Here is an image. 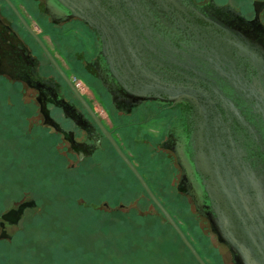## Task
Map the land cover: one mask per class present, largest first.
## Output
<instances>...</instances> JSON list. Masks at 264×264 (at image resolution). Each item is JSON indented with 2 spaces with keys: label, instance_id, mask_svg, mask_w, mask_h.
Returning a JSON list of instances; mask_svg holds the SVG:
<instances>
[{
  "label": "flooded vegetation",
  "instance_id": "obj_1",
  "mask_svg": "<svg viewBox=\"0 0 264 264\" xmlns=\"http://www.w3.org/2000/svg\"><path fill=\"white\" fill-rule=\"evenodd\" d=\"M73 64L91 95L73 79ZM0 75L34 90L38 122L77 158L110 166L113 151L128 167L110 134L149 185L132 151L145 143L166 151L175 186L220 242L197 151L211 153L213 164L264 176V0L246 7L224 0H0ZM156 111L166 115L163 126ZM144 123L149 135L141 141ZM24 200L21 214L35 206Z\"/></svg>",
  "mask_w": 264,
  "mask_h": 264
},
{
  "label": "rangeland",
  "instance_id": "obj_2",
  "mask_svg": "<svg viewBox=\"0 0 264 264\" xmlns=\"http://www.w3.org/2000/svg\"><path fill=\"white\" fill-rule=\"evenodd\" d=\"M224 1L246 7L251 0ZM77 67L70 73L90 94ZM33 96L21 81L0 75V264H198L121 158L108 151L109 166L67 151L66 142L38 122ZM164 116L156 111L158 126ZM148 125L140 126V140ZM139 150L133 160L206 263L233 264L227 245L175 186L173 157L148 143ZM24 199L35 206L3 224L2 213Z\"/></svg>",
  "mask_w": 264,
  "mask_h": 264
},
{
  "label": "water",
  "instance_id": "obj_3",
  "mask_svg": "<svg viewBox=\"0 0 264 264\" xmlns=\"http://www.w3.org/2000/svg\"><path fill=\"white\" fill-rule=\"evenodd\" d=\"M16 12L22 18L17 10ZM24 22L43 46L55 67L62 76L69 80L67 74L45 46L39 35L25 20ZM74 90L80 99L84 101L83 96L75 87ZM164 91L167 92V89L164 88ZM84 103L86 102L84 101ZM105 132L107 133L106 130ZM108 136L146 193L178 233L199 264H207L174 217L150 188L134 163L120 149L110 134ZM195 163L197 170L201 171L204 176L202 183L207 192L209 198L208 206L211 208L213 215L211 223L218 238L229 246L237 264H264V176L256 175L254 171H249V169L237 172L230 165L224 163L213 164L212 154L206 151H197ZM25 205L26 202L20 203L17 208H12L3 213L2 218L9 219L15 217L22 211ZM11 211H14V214L8 216L7 214Z\"/></svg>",
  "mask_w": 264,
  "mask_h": 264
},
{
  "label": "trees",
  "instance_id": "obj_4",
  "mask_svg": "<svg viewBox=\"0 0 264 264\" xmlns=\"http://www.w3.org/2000/svg\"><path fill=\"white\" fill-rule=\"evenodd\" d=\"M141 184V183H140ZM143 187V186H142ZM144 189V188H143ZM151 199V198H150ZM152 200V199H151ZM159 209V208H158ZM162 213V212H161ZM166 221H167V219H166ZM168 222V221H167ZM168 224H169V222H168ZM170 225V224H169ZM171 226V225H170ZM175 230V229H174ZM177 233V232H176ZM178 234V233H177ZM180 237V236H179ZM182 240V239H181ZM184 243V242H183ZM187 247V246H186ZM188 248V247H187ZM188 250H189V248H188ZM197 250V249H196ZM190 251V250H189ZM190 253H192L191 251H190ZM193 255V254H192ZM194 256V255H193ZM195 258V257H194ZM203 258V257H202ZM196 259V258H195ZM197 261V260H196ZM198 262V261H197ZM198 264H199V262H198Z\"/></svg>",
  "mask_w": 264,
  "mask_h": 264
},
{
  "label": "bare ground",
  "instance_id": "obj_5",
  "mask_svg": "<svg viewBox=\"0 0 264 264\" xmlns=\"http://www.w3.org/2000/svg\"><path fill=\"white\" fill-rule=\"evenodd\" d=\"M12 214H14V211H11L9 214H7L8 216H12Z\"/></svg>",
  "mask_w": 264,
  "mask_h": 264
},
{
  "label": "built area",
  "instance_id": "obj_6",
  "mask_svg": "<svg viewBox=\"0 0 264 264\" xmlns=\"http://www.w3.org/2000/svg\"><path fill=\"white\" fill-rule=\"evenodd\" d=\"M77 85H78V83H77Z\"/></svg>",
  "mask_w": 264,
  "mask_h": 264
}]
</instances>
